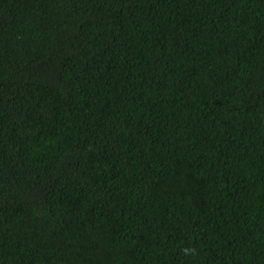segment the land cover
<instances>
[{
	"label": "trees",
	"instance_id": "1",
	"mask_svg": "<svg viewBox=\"0 0 264 264\" xmlns=\"http://www.w3.org/2000/svg\"><path fill=\"white\" fill-rule=\"evenodd\" d=\"M0 264H264V0H0Z\"/></svg>",
	"mask_w": 264,
	"mask_h": 264
},
{
	"label": "clouds",
	"instance_id": "2",
	"mask_svg": "<svg viewBox=\"0 0 264 264\" xmlns=\"http://www.w3.org/2000/svg\"><path fill=\"white\" fill-rule=\"evenodd\" d=\"M183 253H184V255H189V254H195V249L194 248H191V249H189V248H184L183 249Z\"/></svg>",
	"mask_w": 264,
	"mask_h": 264
}]
</instances>
